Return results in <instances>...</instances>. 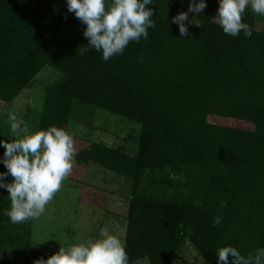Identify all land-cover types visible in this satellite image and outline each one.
I'll list each match as a JSON object with an SVG mask.
<instances>
[{
    "label": "trees",
    "instance_id": "trees-1",
    "mask_svg": "<svg viewBox=\"0 0 264 264\" xmlns=\"http://www.w3.org/2000/svg\"><path fill=\"white\" fill-rule=\"evenodd\" d=\"M154 2L146 6L156 24L148 39L104 61L95 49L80 54L86 25L66 0H0V111L49 67L57 78L31 115L37 130H67L82 108L131 125L132 151L91 142L74 160L127 183L129 264H175L186 244L207 264H217L222 246L248 255L264 247V17L247 9L242 20L252 36L232 37L213 20L217 0H205L200 28L185 21L181 37L171 18L188 0ZM7 195L0 189V264L47 259L53 252L32 247L33 220L13 224L4 214Z\"/></svg>",
    "mask_w": 264,
    "mask_h": 264
},
{
    "label": "clouds",
    "instance_id": "clouds-1",
    "mask_svg": "<svg viewBox=\"0 0 264 264\" xmlns=\"http://www.w3.org/2000/svg\"><path fill=\"white\" fill-rule=\"evenodd\" d=\"M153 4L154 0H66L68 11L86 25L82 34L88 43L80 48V54L95 49L104 61H109L122 54L130 42L147 40L148 30L156 27L154 11L146 7ZM217 4L213 20L232 37L241 32L247 38L252 36V27L242 20L247 9L264 17V0H217ZM206 7L205 0H188L187 11L171 18L181 37L188 35L185 21L200 28L198 17ZM189 13L194 14L191 19ZM7 122L14 138L11 142L0 140L4 149L0 164L7 169L0 172V189L7 190L10 200L4 214L11 223L19 224L39 219L45 212L72 171L76 148L73 134L64 128L49 126L31 131L15 110L9 111ZM9 175L12 179L6 183ZM196 205L200 206V202ZM220 206L225 207L226 202L220 201ZM221 219L214 217L213 226H218ZM215 252L217 264H264V247L248 255L230 245L218 247ZM33 264H129V257L125 242L104 230L99 238L60 246L47 259H36Z\"/></svg>",
    "mask_w": 264,
    "mask_h": 264
},
{
    "label": "rangeland",
    "instance_id": "rangeland-1",
    "mask_svg": "<svg viewBox=\"0 0 264 264\" xmlns=\"http://www.w3.org/2000/svg\"><path fill=\"white\" fill-rule=\"evenodd\" d=\"M56 78L55 71L49 67L44 68L35 77L30 89L24 90L9 106L0 111L1 140L11 142L14 138L7 122L8 113L12 110L19 113L31 131H37L31 115L41 107L43 89ZM1 107L3 105L0 104V109ZM92 112L95 113L90 114L91 109L85 108L74 111L67 131L73 134L76 152L85 149L91 142L133 150V144L127 140L130 124H121L118 117L102 111ZM208 120L229 127H251L217 118ZM127 193L128 185L122 178L93 164L84 168L73 162L72 171L62 184L61 190L46 205L40 218L33 220L32 247L55 253L60 246L67 247L73 243L99 238L104 230L123 240ZM175 264L207 263L186 244L176 256Z\"/></svg>",
    "mask_w": 264,
    "mask_h": 264
}]
</instances>
